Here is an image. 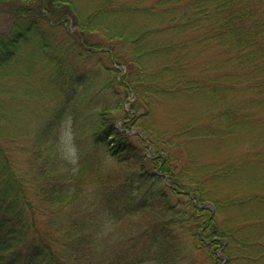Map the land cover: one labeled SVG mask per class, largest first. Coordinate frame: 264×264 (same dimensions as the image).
Listing matches in <instances>:
<instances>
[{
	"label": "trees",
	"instance_id": "trees-1",
	"mask_svg": "<svg viewBox=\"0 0 264 264\" xmlns=\"http://www.w3.org/2000/svg\"><path fill=\"white\" fill-rule=\"evenodd\" d=\"M31 1L0 0V6L8 7L17 16L12 29L0 33V67L14 57L23 37L34 26H42L40 19L32 17L51 20L52 10L44 0ZM66 3L70 1L56 0L58 9ZM75 9L71 7L72 11ZM110 12L122 14V25L99 21ZM77 17L82 31L103 30L105 40L90 41L92 47H106L114 60L128 64L125 81L138 94L135 106L140 102L151 107L164 94L202 91L208 99L204 104L207 110L204 117L180 125L169 134L138 124L154 144L153 158L147 157L140 146L145 142L143 138L136 143L117 128L119 117L101 111L92 128L93 145L103 146L114 158L118 172L100 159H93L91 152L79 157L77 169H58V158L47 150V139L51 137L53 123L59 119V110L39 134L41 142L32 156V164H38L36 171L21 169L11 149L2 143L11 135L4 134V127H0V264H139L142 257L136 248L111 250V236H120L123 229L133 235V240L134 228L153 225L155 240L169 244L174 218L170 221L166 216L167 190L163 188L141 198L142 191L136 180L127 175V169L133 166L141 178L161 180L154 171L159 168L172 180L173 188L169 187V191L190 189L204 203L212 198L204 181L201 187L194 186L199 178L193 175L188 183L184 182L182 173L187 170L177 168L171 147L185 138L230 135L243 127L253 129L251 121L258 113L254 108L264 109V0H122V5L108 0L94 13L77 11ZM52 35L50 32L43 40L46 50L55 43L50 40ZM205 54H210L208 59ZM54 56L58 68H63L60 55ZM127 84L124 87L129 94ZM5 116L0 104V120ZM127 116L132 118L131 113ZM40 146L45 151L41 152ZM216 168L211 174L205 173L202 180L219 174ZM88 171L90 179L86 178ZM121 177L124 180H119ZM257 199L264 203L260 194L231 201L246 204ZM213 202L217 210L227 205L226 200ZM189 204L191 212L181 219L192 223L194 244L209 250L211 264H226L217 254L223 239L228 244V248H223L228 259L253 258L264 246V229L257 228L263 218L253 222V230H247V226L240 230L225 219L219 220L221 213L217 210L196 205L193 199ZM119 238L122 241V235ZM166 259L161 264H167Z\"/></svg>",
	"mask_w": 264,
	"mask_h": 264
},
{
	"label": "rangeland",
	"instance_id": "rangeland-1",
	"mask_svg": "<svg viewBox=\"0 0 264 264\" xmlns=\"http://www.w3.org/2000/svg\"><path fill=\"white\" fill-rule=\"evenodd\" d=\"M44 1L52 10L51 20L47 21L44 19L45 16L32 17L40 19L42 26L38 28L34 26L33 31L23 37L14 57L0 67V104L6 113L0 120L3 122L0 127L1 130L4 127V134L11 135L6 141L2 140V143L8 150L11 149L21 169L38 170V164H32L33 152L41 142L40 132L45 130L47 124H51L50 120L58 110L59 119L50 129L51 137L47 139L49 141L47 150H51L54 156H57L59 165L57 167L61 171L77 169L79 157L88 152H91L93 159L98 158L108 168L119 171L114 158L103 149V146L93 145L92 128L95 122H98L97 115L101 111L106 110L112 116L119 117L116 120L117 128L132 136L136 143L139 138L145 136V142H141L140 146L144 147L146 156L150 158L156 156L154 144L145 132L139 130L141 123L162 134L163 132L169 134L180 125L204 117L207 110L204 104L208 99L202 96V91L198 92L199 94L179 95L177 92L164 94L156 98L151 107L140 102L135 106L133 104L135 102H131L130 94L124 87L127 84L125 77L129 69L128 64L114 60L108 48H95L89 44L90 41L105 40L103 30L86 32L79 27L77 11L94 13L108 0H68L70 3H66L63 9L57 8L56 0ZM115 3L122 5V0H115ZM72 6L76 8L75 11L71 10ZM66 12L68 14L65 16ZM118 14L110 12L99 21L107 20L122 25V14L121 16ZM16 18L8 7L0 6V33L10 31ZM49 26L55 29L50 31ZM50 32L53 33L50 40L55 43L46 50L43 40ZM54 55H60L64 69L58 68L59 65L55 64L54 60L57 58ZM205 56L208 59L210 54ZM128 86L131 89L130 85ZM131 90L137 97L136 91ZM121 101L122 104H119ZM129 106L135 110L132 118L127 116L126 108ZM254 111L258 112L259 119L256 117L251 121L252 125L254 124L253 129L243 127L230 135L185 138L178 140L171 147L177 168L187 170L182 173L184 182L188 183L193 175L199 178L195 181L199 183H194V186L201 187L200 184L204 181L208 193L212 196L204 203H200L190 189H178V193L169 191L172 180L159 168H155L154 171L162 177L161 180L141 178L133 166L129 167L127 175L130 174V178L136 180V186L142 191L141 198H148L149 194L157 193L163 188L167 190L168 196L164 199L168 208L166 216L170 221L174 218L170 225L171 242L159 243L153 234L154 226L141 224L133 229L136 232V239L131 240L133 235L123 229L122 233L118 234L120 236L112 235L111 250L136 248L137 254L142 257L139 264H161L165 258L167 264H211L209 250L199 249L194 244L192 223L181 219H185L191 212L190 199H193L196 205L211 209L213 212L217 210L213 200H226L225 208L217 210L219 214L221 213L219 220L225 219L227 223L236 225L240 230L247 226L246 229L251 231L254 229L253 222L263 218V221L257 223L259 224L257 228L264 229L263 202L257 199L258 201L252 200L246 204L240 202L234 204L231 201L233 198L252 194L264 196V109L254 108ZM136 129L142 135L135 133ZM151 132L154 131L151 129ZM42 146L39 147L41 152L45 151V147ZM161 156L166 157V154L162 153ZM214 167H219L221 172L216 168L219 174L214 175L212 179L210 176L202 180L203 175L211 174ZM90 177L91 172L88 171L86 178ZM119 180L124 179L121 177ZM148 202V209L153 208L150 206L151 201ZM121 235L122 241L119 240ZM222 242L217 254L220 259H224V263L230 264L232 260L231 264H264V246L255 256L251 250L250 254L254 257L242 261L241 257L228 259L223 249L225 246L228 248L227 241L223 239ZM247 253L245 252V255Z\"/></svg>",
	"mask_w": 264,
	"mask_h": 264
},
{
	"label": "bare ground",
	"instance_id": "bare-ground-1",
	"mask_svg": "<svg viewBox=\"0 0 264 264\" xmlns=\"http://www.w3.org/2000/svg\"><path fill=\"white\" fill-rule=\"evenodd\" d=\"M224 248V247H223Z\"/></svg>",
	"mask_w": 264,
	"mask_h": 264
}]
</instances>
